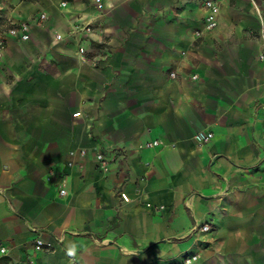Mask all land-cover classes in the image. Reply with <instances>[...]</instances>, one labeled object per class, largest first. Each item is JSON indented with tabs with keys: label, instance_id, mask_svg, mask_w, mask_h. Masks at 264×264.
Returning <instances> with one entry per match:
<instances>
[{
	"label": "crops",
	"instance_id": "1",
	"mask_svg": "<svg viewBox=\"0 0 264 264\" xmlns=\"http://www.w3.org/2000/svg\"><path fill=\"white\" fill-rule=\"evenodd\" d=\"M202 1L0 0V264H264V0Z\"/></svg>",
	"mask_w": 264,
	"mask_h": 264
},
{
	"label": "built area",
	"instance_id": "2",
	"mask_svg": "<svg viewBox=\"0 0 264 264\" xmlns=\"http://www.w3.org/2000/svg\"><path fill=\"white\" fill-rule=\"evenodd\" d=\"M88 1L98 13H102L105 10L103 0H88ZM219 1L220 0H203L202 1L203 8L205 9V12H206L204 22H203V31L205 32H209L213 30L218 25V16H219V3L218 2ZM250 2L252 3L254 7L255 12L259 14V9L256 6L254 0H250ZM66 5H67L66 2H61L60 9H64ZM45 20H47V15L45 13H39L37 15L36 24H41ZM30 30H31V26L26 22L10 23V25L7 27L5 34L9 38H17L20 41H26L29 39ZM78 30L87 33L91 31V26L87 24ZM69 34L71 36L76 34V29L73 28L72 30H70ZM197 35L199 36L200 32H197ZM257 37L261 40L263 44L262 51L257 55V60L259 62L264 63V20H262L260 30L257 33ZM55 39L56 41H60L63 39V37L61 34H56ZM4 49H5L4 40L0 37V67H1ZM79 51H83V49L79 48ZM170 76L173 77L174 74H170ZM193 78H196V76L194 75ZM211 138H212V134L210 132L199 131L195 134V139L200 143H204L210 140ZM156 143L157 142L154 141L152 145H155ZM150 145L151 144H148V146ZM96 156L98 160L100 161L101 166L103 168H106V165H107V160L105 158L106 155L103 153H98ZM59 194L63 196L65 194V191L63 189H60ZM209 229H210V226L208 224H204L201 227L202 231H208ZM44 246L50 247V245L47 242H44L42 240L35 241L36 250H40ZM195 260H196V256H191L185 259L184 264H192Z\"/></svg>",
	"mask_w": 264,
	"mask_h": 264
},
{
	"label": "clouds",
	"instance_id": "3",
	"mask_svg": "<svg viewBox=\"0 0 264 264\" xmlns=\"http://www.w3.org/2000/svg\"><path fill=\"white\" fill-rule=\"evenodd\" d=\"M69 255H75L74 251H70Z\"/></svg>",
	"mask_w": 264,
	"mask_h": 264
}]
</instances>
